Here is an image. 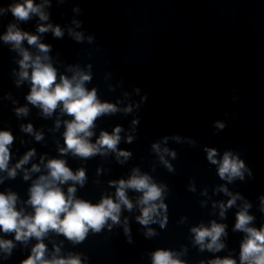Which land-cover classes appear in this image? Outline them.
Masks as SVG:
<instances>
[{"label":"water","instance_id":"water-1","mask_svg":"<svg viewBox=\"0 0 264 264\" xmlns=\"http://www.w3.org/2000/svg\"><path fill=\"white\" fill-rule=\"evenodd\" d=\"M16 2L21 0H0V8ZM34 3L43 6L46 21L35 14L18 21L10 11L0 13V131H9L14 137L8 169L29 151L34 153L16 169L14 177L8 170L0 171V193H15L17 210L31 214L27 201L32 184L47 175L49 160L63 159L73 172L84 169L86 174L83 186L75 185L76 199L92 204L105 197L116 200V187L110 182L127 180L138 169L164 186L166 205V211L160 210L154 217L155 222L142 225L137 220L142 193L127 189L133 208L121 205L118 223L109 219L99 232L89 229L81 242L50 230L43 237L45 258L78 255L81 264H152V254L163 249L174 252L184 264H209L226 257L240 264L246 233L235 230L237 213L250 205L247 212L254 219L249 227H264V0ZM13 23L50 46L47 55L58 78H71L77 70L88 73L91 79L85 87L95 89L101 102L116 105V112L97 118L90 141L95 143L102 131L111 134L120 127L117 151L105 150L88 158L60 152L65 147L64 122L72 117L59 108L45 116L27 100L30 80L17 83L22 56L12 42L2 39ZM48 24L59 26L63 36L58 38L51 30L37 31L38 26ZM70 29L83 39L77 41ZM22 47L33 56L43 55L27 40ZM22 107L27 114L17 115L16 109ZM127 108L131 111H125ZM218 123L224 127H217ZM28 124L32 133L22 129ZM35 133H41L42 139L36 140ZM154 144L159 145V153ZM207 149H216L218 161L225 152L243 160V179H221L219 165L208 160ZM120 151L130 155L118 159ZM33 165L39 171H32ZM69 186L71 181L60 185L65 194ZM233 196L237 197L235 203L227 207ZM221 204L226 206L223 217ZM213 221L225 225L220 238L224 247L202 250L191 229L210 227ZM148 229L154 234L146 235ZM0 239L14 245L10 252L0 249V264H23L38 243L34 237L17 241L14 232L0 231Z\"/></svg>","mask_w":264,"mask_h":264},{"label":"clouds","instance_id":"clouds-1","mask_svg":"<svg viewBox=\"0 0 264 264\" xmlns=\"http://www.w3.org/2000/svg\"><path fill=\"white\" fill-rule=\"evenodd\" d=\"M47 3V0H45ZM43 6L34 3V0H21V2L12 3L7 9L0 8V13L10 11L12 16L18 21H27L33 14L38 15L41 21H46L48 15L42 10ZM77 26H79V23ZM51 30L56 37L63 36V30L59 27H53L51 24L38 26L37 31L44 33ZM70 35L77 41H81V33ZM2 39L5 42H12L13 47L19 50L22 59L19 60L20 72L19 80H30L31 89L27 95V100L34 106L39 107L45 116H51L58 108L62 113L71 116L72 119L65 121L64 143L65 147L60 149L61 153L71 152L75 156L88 158L98 153L103 154L105 150L117 151V145L120 142V127H116L110 134L106 131L100 133L95 143L90 141L93 136L95 121L103 114L114 113L118 109L116 105L101 102L95 89L89 91L85 87V82L90 81L91 76L83 71H75L71 78L60 75L58 78L57 70L50 62L47 53L50 46L39 42L37 35L20 30L16 24H9L7 32ZM27 40L29 45H35L43 55L33 56L28 50L22 47V42ZM91 41V37H89ZM31 69V73H29ZM27 108L16 109L17 115H26ZM131 111V108L125 109ZM136 123V121H134ZM57 127L60 121L56 122ZM217 127L223 128L224 125L218 123ZM23 131L33 132L31 124L22 126ZM36 140L42 139L41 133H35ZM14 137L9 131H0V171L8 170V175L14 177L16 169L25 164L34 154L29 151L19 163L12 169H8L10 159L9 146L13 143ZM131 142L132 137L128 138ZM156 152L161 149L158 144L153 145ZM168 152V149H163ZM207 158L213 164H218V175L221 179H227L231 182L234 178L243 179V170L245 164L243 160L234 156L231 152H225L222 159H216V149H207ZM173 157L175 153H170ZM128 152L120 151L117 158L123 156L127 158ZM161 160L171 170V166L161 156ZM47 175H41L32 184L29 190V199L27 203L31 205L33 212L25 214L23 209L17 210V196L15 193H0V231L4 233H15V240L26 241L31 237L37 239L38 243L33 247L32 254L23 261V264H81L78 255H70L67 258L53 256L51 259L45 258L46 245L43 243V237L51 230L63 234L67 239L73 242H81L87 236L89 229L99 232L101 228L110 219L113 223L119 222L121 205L128 210L133 208L132 202L126 195L127 189H132L142 193L137 203L141 206V215L137 220L142 225H149L155 222L154 217L160 215V210L166 211V205L163 202L164 186L158 185L152 181L147 174H140L138 169H134L129 179L111 181L110 184L116 187V200L111 197L102 198L97 204H92L86 200L76 199V184L83 186L86 174L84 169L73 172L63 159H51L47 162ZM32 171H39L38 165L32 166ZM25 179H28L26 174ZM71 181L72 186L67 189V194L60 185ZM222 191L227 193L226 188ZM231 195V194H229ZM237 197L233 196L227 202V207H231ZM264 202V198H262ZM225 205H220V215L223 217ZM250 205L245 204L244 208L237 213L235 230H241L246 233L245 239L240 246V264H264V227L260 229L249 227L254 219L248 214L247 209ZM264 210V209H262ZM166 221V217H164ZM161 221V227L164 226ZM127 231V229H126ZM194 233L195 243L200 245L203 250L205 247L210 251H219L224 245L220 238L225 234V225L218 224L215 221L210 227L200 225L191 229ZM153 231L148 229L146 235H153ZM207 239V243L205 241ZM11 240L0 239V249L10 252L13 247ZM59 252V249H56ZM152 264H184L177 258V255L169 250H157L152 254ZM209 264H237L232 258L214 259Z\"/></svg>","mask_w":264,"mask_h":264}]
</instances>
